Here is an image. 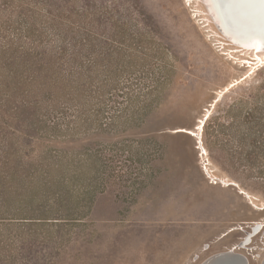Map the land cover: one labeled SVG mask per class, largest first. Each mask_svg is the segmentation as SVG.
I'll return each mask as SVG.
<instances>
[{
	"label": "rangeland",
	"instance_id": "374dc122",
	"mask_svg": "<svg viewBox=\"0 0 264 264\" xmlns=\"http://www.w3.org/2000/svg\"><path fill=\"white\" fill-rule=\"evenodd\" d=\"M206 1L0 0V264H199L243 238L260 263L264 50ZM21 54L84 85L42 101V129L29 92L34 138Z\"/></svg>",
	"mask_w": 264,
	"mask_h": 264
},
{
	"label": "trees",
	"instance_id": "16d2710c",
	"mask_svg": "<svg viewBox=\"0 0 264 264\" xmlns=\"http://www.w3.org/2000/svg\"><path fill=\"white\" fill-rule=\"evenodd\" d=\"M51 5V4H49ZM96 11L98 9H95ZM83 39L78 40L76 42H72V48H69L67 46H62L59 54L61 56H66L73 64L74 66H80L79 65V59L81 58V48L84 45L82 42ZM67 53H70L69 56H67ZM16 54L12 58H16ZM20 57V65L19 67H14V64L11 65V72L13 70L15 76H17V88L20 89V91L24 94L27 91V95H24L23 99L21 100L22 107L16 106L17 110L15 111L16 115L18 116L17 118V124H15V130L20 131L24 133L25 136L28 137H38V136H43V132H40V130H34L30 127L27 128H21V122H27L28 120V112H29V107L26 105L28 102V99L30 97L29 92H33L34 96L38 102H36L37 110L31 111L34 116L35 120H33L32 124H39V127H36V129H42L45 125L42 124V101L46 99H52V98H61V99H66L70 100L71 98H78L81 99V95L84 92V85L80 82H75L72 80H67L61 76H59L55 72L54 65L51 61L47 62H39V61H34L35 63V69L32 73H27L28 69L26 68V63L27 60L30 59L31 56H26L24 54H21ZM78 71V70H77ZM12 72V73H13ZM79 73V72H77ZM30 78L31 84L27 82V80ZM80 77L78 80L80 81ZM29 88V86H31ZM28 87V88H27ZM8 96V95H7ZM67 96H70L71 98H66ZM37 103L40 104V106L37 105ZM21 108V109H19ZM19 109V110H18ZM58 122H54V125L52 126L53 128L57 127ZM47 124V123H46ZM48 125V124H47ZM50 127V126H47ZM37 131V132H36ZM40 134V135H39ZM16 161V160H14ZM43 169V168H42ZM44 170V169H43ZM37 171V170H35ZM48 171L50 173L51 168H48ZM15 172H18L17 169H14V174ZM58 187H62V183H56ZM55 186V183H51L49 189L53 188ZM59 191V190H58ZM60 192V191H59ZM59 192H56L57 194ZM2 198V197H1ZM20 209V208H18ZM46 211V210H45ZM44 213V212H43ZM39 214L38 217H33V218H38L42 221V223H50L47 221V219L51 218L48 216V214ZM48 213V212H47ZM16 215V214H13ZM19 214H17L18 216ZM32 218V217H30ZM55 219H61L62 217H53Z\"/></svg>",
	"mask_w": 264,
	"mask_h": 264
},
{
	"label": "bare ground",
	"instance_id": "6f19581e",
	"mask_svg": "<svg viewBox=\"0 0 264 264\" xmlns=\"http://www.w3.org/2000/svg\"><path fill=\"white\" fill-rule=\"evenodd\" d=\"M208 1H206L207 4L209 3L208 8L211 12L214 8L215 13L213 12V14L219 18L217 22L226 30L236 34L237 42L235 43L249 42L247 47L258 51L264 50V2L262 0H247L244 2L245 5L239 3V7L238 4H235L233 8L237 9L235 10L238 12L237 14L230 10L227 0ZM234 16H238V18ZM220 25H218L219 28H221ZM221 30L223 29L221 28ZM222 32L226 36H230L226 31ZM241 191L243 190L241 189ZM235 229H240V227L231 228L229 233ZM252 232L253 230H251ZM247 245L249 243L243 238L229 248L209 254L199 264H251L249 257L243 251ZM259 264H264V256Z\"/></svg>",
	"mask_w": 264,
	"mask_h": 264
},
{
	"label": "water",
	"instance_id": "95a60500",
	"mask_svg": "<svg viewBox=\"0 0 264 264\" xmlns=\"http://www.w3.org/2000/svg\"><path fill=\"white\" fill-rule=\"evenodd\" d=\"M226 1V0H225ZM245 1H247V0H227V4H228V6L230 7V10H232V12H234V13H238L237 11H235V10H237L236 8H233V6L235 5V4H238V7H239V3H242V4H244V2ZM227 4H226V6H227ZM245 5V4H244ZM243 6V5H242ZM241 6V7H242ZM235 18H238V16H234ZM199 142H200V140H199ZM239 245V244H238ZM262 256V255H261ZM260 256V260H261V257ZM259 260V261H260Z\"/></svg>",
	"mask_w": 264,
	"mask_h": 264
},
{
	"label": "built area",
	"instance_id": "2783aa9c",
	"mask_svg": "<svg viewBox=\"0 0 264 264\" xmlns=\"http://www.w3.org/2000/svg\"><path fill=\"white\" fill-rule=\"evenodd\" d=\"M207 245H209V244H206V245L204 246V249H207V248H208V246H207ZM199 256H200V255H198V254H197V255H195V257H194V260H197V259L199 258Z\"/></svg>",
	"mask_w": 264,
	"mask_h": 264
},
{
	"label": "crops",
	"instance_id": "0c3cea01",
	"mask_svg": "<svg viewBox=\"0 0 264 264\" xmlns=\"http://www.w3.org/2000/svg\"><path fill=\"white\" fill-rule=\"evenodd\" d=\"M204 250H206V249H204V248L202 249V248H201V252H203ZM208 254H210V253H208ZM208 254H207V255H208ZM207 255H206V256H207Z\"/></svg>",
	"mask_w": 264,
	"mask_h": 264
},
{
	"label": "snow or ice",
	"instance_id": "6c2138e0",
	"mask_svg": "<svg viewBox=\"0 0 264 264\" xmlns=\"http://www.w3.org/2000/svg\"><path fill=\"white\" fill-rule=\"evenodd\" d=\"M262 2H264V0H262Z\"/></svg>",
	"mask_w": 264,
	"mask_h": 264
}]
</instances>
